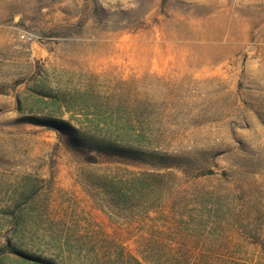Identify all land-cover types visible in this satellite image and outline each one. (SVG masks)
I'll return each mask as SVG.
<instances>
[{"label": "rangeland", "instance_id": "374dc122", "mask_svg": "<svg viewBox=\"0 0 264 264\" xmlns=\"http://www.w3.org/2000/svg\"><path fill=\"white\" fill-rule=\"evenodd\" d=\"M35 262L264 264V0H0V264Z\"/></svg>", "mask_w": 264, "mask_h": 264}, {"label": "trees", "instance_id": "16d2710c", "mask_svg": "<svg viewBox=\"0 0 264 264\" xmlns=\"http://www.w3.org/2000/svg\"><path fill=\"white\" fill-rule=\"evenodd\" d=\"M48 93V92H47ZM50 95V94H46ZM42 99V98H41ZM18 108L22 109L20 100H18ZM21 120L33 122L43 126L56 127L67 134L72 146L88 151H96L98 153L119 155L131 159H139L148 161L155 158V152L143 149L136 145L141 139L126 137H115L109 133L97 134L93 132L94 128L103 122L97 123L89 117L88 113L85 120H80L72 116L71 119L57 118L50 114L44 113L42 116L29 115L22 117ZM75 122H74V121ZM37 262L42 261L40 258H34ZM35 262V264H39Z\"/></svg>", "mask_w": 264, "mask_h": 264}]
</instances>
